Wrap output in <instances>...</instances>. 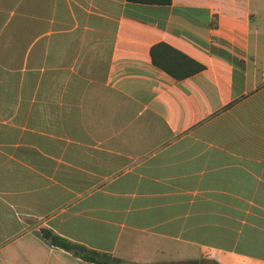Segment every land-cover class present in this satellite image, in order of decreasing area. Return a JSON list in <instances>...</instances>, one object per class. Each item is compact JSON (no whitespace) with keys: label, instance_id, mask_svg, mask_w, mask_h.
Returning <instances> with one entry per match:
<instances>
[{"label":"crops","instance_id":"obj_1","mask_svg":"<svg viewBox=\"0 0 264 264\" xmlns=\"http://www.w3.org/2000/svg\"><path fill=\"white\" fill-rule=\"evenodd\" d=\"M166 44L204 66L177 80ZM264 264V0H0V264Z\"/></svg>","mask_w":264,"mask_h":264},{"label":"trees","instance_id":"obj_2","mask_svg":"<svg viewBox=\"0 0 264 264\" xmlns=\"http://www.w3.org/2000/svg\"><path fill=\"white\" fill-rule=\"evenodd\" d=\"M148 5H170L172 0H129ZM155 65L177 80L187 79L204 70V66L169 45L155 46L151 51ZM44 239L53 247L63 249L73 256L97 264H120L121 261L110 254H103L72 242L48 229H42Z\"/></svg>","mask_w":264,"mask_h":264},{"label":"water","instance_id":"obj_3","mask_svg":"<svg viewBox=\"0 0 264 264\" xmlns=\"http://www.w3.org/2000/svg\"><path fill=\"white\" fill-rule=\"evenodd\" d=\"M196 264H198V263H196Z\"/></svg>","mask_w":264,"mask_h":264}]
</instances>
